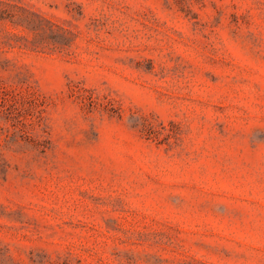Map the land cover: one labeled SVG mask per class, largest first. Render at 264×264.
Returning a JSON list of instances; mask_svg holds the SVG:
<instances>
[{
    "label": "rangeland",
    "instance_id": "1",
    "mask_svg": "<svg viewBox=\"0 0 264 264\" xmlns=\"http://www.w3.org/2000/svg\"><path fill=\"white\" fill-rule=\"evenodd\" d=\"M0 264H264V0H0Z\"/></svg>",
    "mask_w": 264,
    "mask_h": 264
}]
</instances>
